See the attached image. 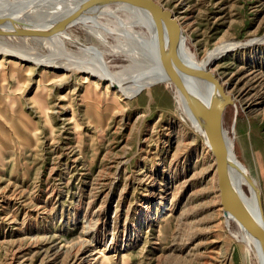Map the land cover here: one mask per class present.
<instances>
[{
  "label": "rangeland",
  "instance_id": "rangeland-1",
  "mask_svg": "<svg viewBox=\"0 0 264 264\" xmlns=\"http://www.w3.org/2000/svg\"><path fill=\"white\" fill-rule=\"evenodd\" d=\"M157 1L194 56L233 44L201 62L234 100L224 129L264 211V0ZM99 20L106 43L82 24L68 32L98 45L112 73L136 69L138 56L102 25L114 21ZM5 39L48 61L38 39ZM10 47L0 51V264H258L239 226L226 224L213 167L204 169L213 154L171 82L121 96L84 68L38 64ZM146 68L139 74L157 71Z\"/></svg>",
  "mask_w": 264,
  "mask_h": 264
},
{
  "label": "bare ground",
  "instance_id": "bare-ground-1",
  "mask_svg": "<svg viewBox=\"0 0 264 264\" xmlns=\"http://www.w3.org/2000/svg\"><path fill=\"white\" fill-rule=\"evenodd\" d=\"M82 1L83 0H0V11L12 14L18 20L26 21L31 25L42 27L48 25L53 20L66 17L67 15L71 14ZM113 6L114 8H112ZM36 10H40L41 13L37 14L35 12ZM118 11L122 12L124 17L117 14L116 12ZM101 16L106 17L108 20L114 21V23L112 24L105 23L102 25H104L105 27L114 26L116 28L115 30L120 33L119 35L120 37H122V41L120 40L121 43L119 45L120 48L130 55L138 56V58L136 59L137 68L133 71H124L119 74L112 73L106 61H103L101 59L100 55L102 49L98 45L95 47L91 45L81 46L79 45L78 41H76V46H78L83 53L81 55H76L75 53L70 52L66 48L65 42L68 38L64 37V33H59L49 38L33 37L34 39H38L42 44L50 48L51 52L47 56L48 61H46L45 55H43L41 58H35L31 52L25 51L24 49H22V47H10V43H8V40L5 39L8 36H0V51L3 50L2 47H10V49L7 51L4 49L5 52L16 53L29 61H36L38 64L47 62L53 66L84 68L89 73L96 74L102 79L107 80V88L111 85L119 89V91L122 93L121 96H133L135 94H138L144 88H147L155 83L168 81L167 75L162 67L160 60L154 22L151 16L146 11L126 2H117L110 5L107 4V6L103 5L86 10L82 15L74 20L70 27L82 24L90 36H92L94 39L99 40V42L101 43H106L108 35L103 29H101V27H99L101 26L99 24V18ZM0 25L4 29H8L11 27V24L3 21ZM137 27L141 28L142 32L137 31ZM68 34L69 36H73L69 32ZM15 38L26 37L15 36ZM75 39L79 40L78 38ZM179 39V50L184 60L190 64L201 67L205 66L204 64H207L206 59L210 58L211 56L220 55L221 53H223V51H225L226 48L233 45L231 43H223L206 52L205 56L197 57L191 54L187 49L185 37L182 33L179 36ZM21 41L23 42V40ZM201 61L204 64H202ZM154 65L157 69V71H154V76H148L146 74H143L146 75L143 76L139 74L141 72V69H147L146 67L150 68ZM186 79L188 85L191 86L195 90V92H197L205 99L209 98V95L211 93V86L209 85V83L201 82L191 77H187ZM177 97L182 112L189 119V121L193 123L194 128L197 130V132L200 133V127L197 121L193 117L186 102L178 92ZM227 140L230 145L231 158L234 163V167L231 169V175L235 187L239 193V197L251 213H253L254 215H258L259 207L256 199V187L259 188L258 183L253 177L252 184L247 181L246 176L251 174L244 163L238 158L236 152L233 149L232 139H230L228 135ZM205 144L210 150L209 144L206 141ZM214 161L216 162L214 155L213 161L205 160L204 169L209 170L213 167L212 178L217 184L218 181L216 167L213 166ZM244 186H248L249 192L246 191ZM261 207L263 210V206ZM225 218L226 224L230 223V219L234 221L230 215H225ZM236 236L240 241H242L249 247V249L255 255V258L258 260V263L264 264L260 247L257 242L241 229L239 231V234H237Z\"/></svg>",
  "mask_w": 264,
  "mask_h": 264
},
{
  "label": "water",
  "instance_id": "water-1",
  "mask_svg": "<svg viewBox=\"0 0 264 264\" xmlns=\"http://www.w3.org/2000/svg\"><path fill=\"white\" fill-rule=\"evenodd\" d=\"M117 2L135 5L151 16L156 30L161 64L167 79L174 85L176 92L186 102L200 127L201 135L209 144L210 150L216 159L217 185L223 212L225 215H230L239 228L257 242L264 260V214L261 207L260 189L256 187L259 213L254 215L240 199L231 175L234 163L231 158L230 145L224 129L223 118L226 108L234 104V100L211 67L193 65L184 60L179 50V36L181 33L184 36V32L170 9L157 0H83L71 14L53 20L42 27L31 25L26 21L18 20L12 14L0 11V24L2 21L11 24L8 29H4L0 25V36L49 38L53 35L64 33V37L76 42L77 40L68 34V29L76 18L90 8ZM78 43L81 46H85L79 41ZM187 77L209 83L211 86L209 98L205 99L195 92L188 85ZM246 178L252 184V176L247 175Z\"/></svg>",
  "mask_w": 264,
  "mask_h": 264
}]
</instances>
